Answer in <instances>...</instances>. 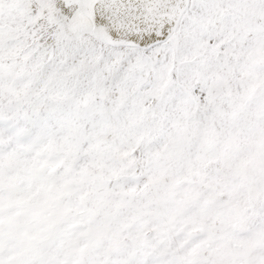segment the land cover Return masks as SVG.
Segmentation results:
<instances>
[{
	"label": "snow or ice",
	"instance_id": "1",
	"mask_svg": "<svg viewBox=\"0 0 264 264\" xmlns=\"http://www.w3.org/2000/svg\"><path fill=\"white\" fill-rule=\"evenodd\" d=\"M0 264H264V0H0Z\"/></svg>",
	"mask_w": 264,
	"mask_h": 264
}]
</instances>
